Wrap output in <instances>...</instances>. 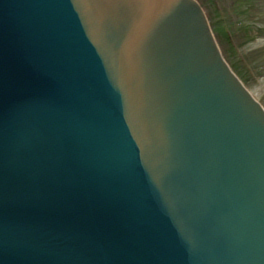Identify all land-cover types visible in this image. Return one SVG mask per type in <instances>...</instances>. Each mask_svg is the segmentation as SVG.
Instances as JSON below:
<instances>
[{
	"label": "water",
	"instance_id": "water-1",
	"mask_svg": "<svg viewBox=\"0 0 264 264\" xmlns=\"http://www.w3.org/2000/svg\"><path fill=\"white\" fill-rule=\"evenodd\" d=\"M0 264H264V109L196 0H0Z\"/></svg>",
	"mask_w": 264,
	"mask_h": 264
},
{
	"label": "rangeland",
	"instance_id": "rangeland-1",
	"mask_svg": "<svg viewBox=\"0 0 264 264\" xmlns=\"http://www.w3.org/2000/svg\"><path fill=\"white\" fill-rule=\"evenodd\" d=\"M196 1L209 26L218 20L217 26L228 37L224 40L213 32L223 58L237 67L241 82L264 109V0Z\"/></svg>",
	"mask_w": 264,
	"mask_h": 264
},
{
	"label": "trees",
	"instance_id": "trees-1",
	"mask_svg": "<svg viewBox=\"0 0 264 264\" xmlns=\"http://www.w3.org/2000/svg\"><path fill=\"white\" fill-rule=\"evenodd\" d=\"M218 24V20L216 19L215 21H213L211 24H210V29L212 31V33L214 32L215 35H217L218 37H222L224 40L228 39L227 36H225L221 31H220V28L219 26H217ZM231 48V46L229 45V49ZM231 55H234V52L232 51L231 52ZM225 59V58H224ZM228 63V62H227ZM229 65V64H228ZM230 68L232 69V71L236 74V76L239 78V76L241 75L240 71H238L237 67L232 63V65L230 64L229 65ZM240 79V78H239Z\"/></svg>",
	"mask_w": 264,
	"mask_h": 264
},
{
	"label": "bare ground",
	"instance_id": "bare-ground-1",
	"mask_svg": "<svg viewBox=\"0 0 264 264\" xmlns=\"http://www.w3.org/2000/svg\"><path fill=\"white\" fill-rule=\"evenodd\" d=\"M200 5V4H199Z\"/></svg>",
	"mask_w": 264,
	"mask_h": 264
}]
</instances>
